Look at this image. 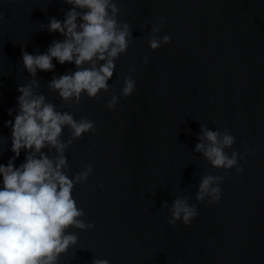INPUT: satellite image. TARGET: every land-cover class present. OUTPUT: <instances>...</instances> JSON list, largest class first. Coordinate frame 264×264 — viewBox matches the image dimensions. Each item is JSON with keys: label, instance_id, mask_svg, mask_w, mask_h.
Instances as JSON below:
<instances>
[{"label": "clouds", "instance_id": "clouds-1", "mask_svg": "<svg viewBox=\"0 0 264 264\" xmlns=\"http://www.w3.org/2000/svg\"><path fill=\"white\" fill-rule=\"evenodd\" d=\"M64 2L72 5L71 10L63 21L53 17L48 25L49 32H58L64 39L54 40L43 54L33 55L23 49L21 52L23 66L33 80L18 87L19 111L14 123L11 120L6 122V126L12 129L11 151L14 156L7 165H0V264H58L59 257L78 242V237L67 230L84 231L94 227V224L84 222L85 212L77 206L72 195L74 187L85 182L93 168L87 165L70 177L65 155L73 141L85 133L96 132L94 122L85 117L76 120L67 111H57L53 103L46 102L43 94L34 93L33 88L39 86L34 78L37 70L53 71L55 59L61 65L74 63L77 69L53 77L49 82V90L58 93L65 104L72 101V104L79 105L84 94L96 98L101 91L107 93L110 90L108 82L116 68L115 61L126 53L133 39L132 29L128 23L118 21L121 10L114 0ZM165 20L161 17L159 24L151 27L148 44L152 50L170 42L169 36L157 35ZM144 62L147 63V58ZM134 70L129 69L130 72ZM134 90L135 80L126 76L121 95L128 97ZM117 103L118 97L113 94L106 107L114 110ZM8 115H12L11 109ZM65 127L70 132L67 141L62 139ZM201 133L195 152L201 153L215 169L227 171L235 167L237 174L243 173V168L237 164L238 158L243 159L248 154L247 149L243 154L232 151L229 155L226 152L235 143V137L228 129L213 131L202 125ZM45 148L48 153L54 150L55 155L45 153ZM22 149L27 155L25 161L16 167L14 161ZM223 180V176L202 175L196 201L204 202L207 198L209 204L218 203L221 199L219 185ZM162 207L170 213V225L182 221L187 226L197 217V205L190 204L186 195L176 197L170 207L167 203ZM91 264H109V261L93 258Z\"/></svg>", "mask_w": 264, "mask_h": 264}, {"label": "water", "instance_id": "water-1", "mask_svg": "<svg viewBox=\"0 0 264 264\" xmlns=\"http://www.w3.org/2000/svg\"><path fill=\"white\" fill-rule=\"evenodd\" d=\"M132 42L198 137L201 126L235 143L226 152L248 154L226 176L264 219V0H114ZM170 37L149 47L151 27Z\"/></svg>", "mask_w": 264, "mask_h": 264}]
</instances>
